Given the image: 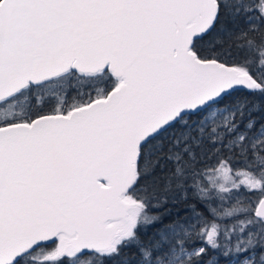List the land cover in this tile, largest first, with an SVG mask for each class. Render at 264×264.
Returning <instances> with one entry per match:
<instances>
[{
  "label": "snow or ice",
  "instance_id": "snow-or-ice-1",
  "mask_svg": "<svg viewBox=\"0 0 264 264\" xmlns=\"http://www.w3.org/2000/svg\"><path fill=\"white\" fill-rule=\"evenodd\" d=\"M71 80L91 90L43 98ZM190 190L236 223L157 227ZM209 248L264 264V0H0V264Z\"/></svg>",
  "mask_w": 264,
  "mask_h": 264
},
{
  "label": "rangeland",
  "instance_id": "rangeland-1",
  "mask_svg": "<svg viewBox=\"0 0 264 264\" xmlns=\"http://www.w3.org/2000/svg\"><path fill=\"white\" fill-rule=\"evenodd\" d=\"M77 89H79L82 92L91 90L87 82H84V81L77 82L75 80H71L67 82L55 83L53 85H50L49 88L45 90L43 98L47 99L48 96L51 94V95H55L57 100H59L63 97V93L65 92V90H67L69 101H71L72 97L76 95ZM213 119H219V118L214 117ZM245 119H247V117H245ZM218 205H219L218 201H214L211 204L212 207H218ZM223 207L225 208L229 207V203H225ZM191 218H189L188 220H191ZM199 227L200 225L197 226V230L199 229ZM192 239L193 241H195V243H189L188 246L190 247L205 246L203 242L199 240L198 238H196L195 236H193ZM221 242L223 243L224 241L222 240ZM217 258H219V264H236V261L234 258L222 257L219 255L218 250H213L211 248L208 249L207 255L201 258V264H208L209 260H213Z\"/></svg>",
  "mask_w": 264,
  "mask_h": 264
},
{
  "label": "trees",
  "instance_id": "trees-1",
  "mask_svg": "<svg viewBox=\"0 0 264 264\" xmlns=\"http://www.w3.org/2000/svg\"><path fill=\"white\" fill-rule=\"evenodd\" d=\"M242 94V92L240 93ZM251 99V98H250ZM255 115V113H254ZM199 179V178H198ZM189 199L186 201L178 202L180 203V208L182 209L181 214L179 216H176L173 214L171 219H165L163 220V224L157 225V227H162L163 225H166L168 223H171L173 220H180L181 222H184L185 220H188L189 218L192 217L191 211H186L185 209H189L191 206H195L198 210L203 212L204 217L206 218L207 221H215L218 225L221 226V229L225 227H231L233 224L236 223L235 218H225V217H213L210 215L206 210L205 207L200 203V201L193 196L192 191H189ZM149 213L152 215H158L159 212L157 208L155 207H150L149 208ZM156 232V228H149L141 233V239L145 242L148 243L150 240L154 238ZM52 245H47L46 248H50Z\"/></svg>",
  "mask_w": 264,
  "mask_h": 264
}]
</instances>
